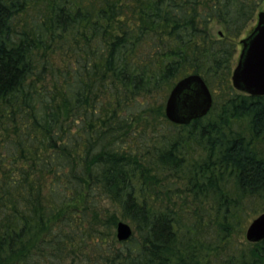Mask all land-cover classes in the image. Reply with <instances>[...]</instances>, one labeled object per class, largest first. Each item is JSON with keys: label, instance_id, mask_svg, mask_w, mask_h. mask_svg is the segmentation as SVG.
Returning a JSON list of instances; mask_svg holds the SVG:
<instances>
[{"label": "trees", "instance_id": "obj_1", "mask_svg": "<svg viewBox=\"0 0 264 264\" xmlns=\"http://www.w3.org/2000/svg\"><path fill=\"white\" fill-rule=\"evenodd\" d=\"M263 3L0 0V264L82 253L119 221L103 200L142 241L103 264H264V240L227 244L264 201V95L232 84ZM190 74L213 106L175 124L165 103Z\"/></svg>", "mask_w": 264, "mask_h": 264}, {"label": "water", "instance_id": "obj_2", "mask_svg": "<svg viewBox=\"0 0 264 264\" xmlns=\"http://www.w3.org/2000/svg\"><path fill=\"white\" fill-rule=\"evenodd\" d=\"M241 51L232 71L235 89L250 95H264V10L258 12V20L251 32L241 39ZM213 93L199 74L187 75L176 82L165 103V114L175 124H189L204 117L213 106ZM132 227L125 221L117 224V238L128 241ZM246 237L256 243L264 240V212L249 224Z\"/></svg>", "mask_w": 264, "mask_h": 264}, {"label": "rangeland", "instance_id": "obj_3", "mask_svg": "<svg viewBox=\"0 0 264 264\" xmlns=\"http://www.w3.org/2000/svg\"><path fill=\"white\" fill-rule=\"evenodd\" d=\"M264 10V3L260 7V11ZM258 20V15L255 21L252 23V26L250 30H252L255 25L257 24ZM223 30V26L220 23L213 22L211 25V33L214 36L219 35V32ZM242 45L240 44L238 47V52L236 55V58L234 60V67L238 61L239 54L241 51ZM165 111V108H164ZM164 131L174 129L176 132L177 129L173 126L166 125L164 124L163 126ZM175 180L174 178L170 179ZM177 186V193L174 194V199H177L180 201L181 198H185L183 201L186 202V209L190 213H192L194 209V205L192 204L191 198L187 193L185 192L186 188L181 184L180 181H177L176 183ZM193 207V208H192ZM204 220L209 221L211 224L213 223V210H211V205L209 204H204ZM101 208L103 210V217L111 216V215H116L119 219V221H125L127 222L133 230V237L127 242L124 243L117 238V225L115 227H110L106 229H102L103 231H106V235H99L101 238L98 240L96 236H92L88 238V244L82 249L81 252H76L75 254H71L68 258L65 257L64 259V264H103L104 260H107V258H112L113 256L120 254L124 251H131L132 254L136 253L141 245V237L139 233L137 232L136 225L135 223L127 218L126 216H123V213L120 208L116 207L114 203L108 201V200H103ZM251 208V207H250ZM256 214L251 212L249 215H247V222L242 223L239 229H237L233 234L232 237L230 238V242L227 244H230L232 248H237V250H242L244 248L248 249L253 246V242L248 241L246 237V231L249 226V224L252 222V220L257 217L260 213L264 212V201L259 198V200L256 201ZM105 210V211H104ZM193 214V213H192ZM118 221V222H119ZM118 224V223H117ZM213 226V225H212ZM102 228V226H100ZM99 227V228H100ZM215 227V226H213ZM224 244V247L227 245Z\"/></svg>", "mask_w": 264, "mask_h": 264}]
</instances>
